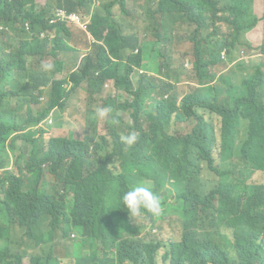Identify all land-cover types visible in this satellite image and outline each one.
<instances>
[{"label":"trees","instance_id":"1","mask_svg":"<svg viewBox=\"0 0 264 264\" xmlns=\"http://www.w3.org/2000/svg\"><path fill=\"white\" fill-rule=\"evenodd\" d=\"M45 1L0 0V264H66L58 246L71 264H106L111 257L113 264H264V184L252 182L264 172V62L238 61L226 71L221 65L223 50L232 60L250 46L248 32L260 19L254 0H110L101 8H92L94 0H48L41 7ZM139 7L149 22L144 38L117 28L118 18ZM56 8L83 15L77 12L81 24L72 20V31L57 24L52 40L48 18ZM239 19L232 37L218 34L223 23ZM188 26L195 65L187 70L190 93L179 100L184 74L174 77L168 47ZM75 33H91L93 50L70 79H53L43 62L50 58L54 71L79 62L68 44ZM142 67L162 77L140 74ZM69 80L87 81L89 97L106 80L121 90L98 106L112 109L108 133L91 118L89 129L71 137L46 140L49 131L39 129L35 148L26 133L79 100L80 87ZM212 114L222 126L207 118ZM190 121V133L174 129ZM132 131L138 140L126 146L120 137ZM169 181L184 190L176 194ZM142 182L152 183L164 205L176 198L180 240L153 235L162 217L134 218L122 203L123 192Z\"/></svg>","mask_w":264,"mask_h":264},{"label":"rangeland","instance_id":"2","mask_svg":"<svg viewBox=\"0 0 264 264\" xmlns=\"http://www.w3.org/2000/svg\"><path fill=\"white\" fill-rule=\"evenodd\" d=\"M48 0H46L41 6H44ZM110 0H100V4L96 5L95 8H101L103 3L108 2ZM258 3V11H257V17L260 18L257 26L252 30V38L251 42L254 44L256 51H249L248 49H245L250 54H257V56L253 57V62L255 64H260L261 62H264V49L262 47L263 45V39H264V0H257ZM148 5V4H146ZM145 6V5H144ZM94 8V7H92ZM132 8V4H130V9ZM116 12L120 11V7L116 6ZM78 12V11H77ZM82 12V11H81ZM80 15H83L82 13L78 12ZM119 19V23L117 24V28H120L123 26V20L121 18ZM129 20L131 21V26L129 30L136 29L140 32H143L145 29V23L144 19L139 15L131 14L129 17ZM242 19H239L236 24H229L228 26H223L220 31L218 32L219 35H223L224 37L227 36L228 38L232 37V32L235 29V26L238 27L239 22ZM72 27V25L70 26ZM226 30L227 32L223 34L222 32ZM251 31L248 32L250 34ZM52 38H55L57 35H51ZM150 38V35H149ZM66 41V40H65ZM94 41L92 34L90 33L89 36L87 35H81L79 33H75V35L71 38V40L68 41V44L74 48L75 52L80 53V63H84V57L88 52L92 51V42ZM193 44L194 42L189 40L188 38H185L183 40H176L174 41L169 47L168 51H172L173 54V62L174 65L172 66V69L174 70L173 75L176 79H179L181 76L179 75V72H182L184 74V80L186 83H183L180 85V92L184 93L187 91H190L191 89V78L193 77V74L188 72L187 70L195 65V55L193 52ZM209 45V42L203 41L202 46L207 47ZM212 53L209 54V58L211 57ZM46 63H52V60L48 58L45 60ZM78 63V62H77ZM161 72L165 71L167 72L168 69L166 67L161 68ZM57 77H59L57 75ZM110 92H112L111 88H108ZM75 96H79L84 102H78V107L71 106L68 111H62V110H56L51 116H49L47 119H45L40 125L33 127L30 131H28L26 134L29 136H32L37 141L33 142V146L36 148L38 143L40 144V138L39 135V129H45L49 131L45 135H43L46 140L49 139L51 136H62V137H71L73 136V133L75 132L77 135L83 134L84 130H87L91 127L90 119L94 118L96 122V126L99 129V132L102 134L108 133L107 128V117L105 118H98L95 114V109L98 108V106L103 104L102 100H105L106 97H104L102 100L99 97V95L96 94L95 97H89V94L78 90L74 93ZM127 98L125 96L123 98V101ZM43 101H46V99H43ZM89 105L90 113L87 115V107ZM216 123L218 126L220 125V119L218 117H214ZM145 128V127H144ZM178 128H180L183 132H188L191 130L192 125H178ZM28 144H30L28 142ZM19 151H22V148L19 147ZM218 156V155H216ZM14 157L20 158L19 164H22L25 162L20 157V154H18L17 151H15ZM197 160V159H196ZM226 166H230L232 164V159L228 158L226 161ZM2 170H0L1 174ZM47 178L50 180L52 179L51 175H47ZM252 182L255 183H261L264 184V172H256L252 178ZM144 183V182H142ZM141 184V183H139ZM169 187H171L176 194L182 192L184 190V184L180 182L175 181H169L168 182ZM152 186V183H151ZM162 200V206L164 208V212L159 217H156V219L161 218L160 220H157L156 227L154 228L153 235L162 238V239H175L180 240L182 236V224L181 221L176 218L174 215L176 214V210L171 207V204L176 198L168 197L167 198V205H164V199L163 196L161 197ZM151 221V220H150ZM16 231L9 232V235L12 236L14 239L16 237ZM126 239H131V237H128L125 234ZM73 239H76L77 237L74 235L72 236ZM85 240V246L89 247V237H84ZM59 255L65 259L66 264H71L70 259L66 258L64 253L60 250V247H57ZM114 263V257H111L109 261L106 262V264H113Z\"/></svg>","mask_w":264,"mask_h":264},{"label":"clouds","instance_id":"3","mask_svg":"<svg viewBox=\"0 0 264 264\" xmlns=\"http://www.w3.org/2000/svg\"><path fill=\"white\" fill-rule=\"evenodd\" d=\"M102 2V0H101ZM100 0H94L93 2V7L95 8L96 5H99ZM256 0L253 1V11L255 13V15L257 16V11H258V7L255 6ZM41 6V7H45ZM59 10H64L66 11L67 14L70 13H77V11H69L66 8H56L54 10V12L51 13V15L48 18V25L52 28V30H48L47 34L49 35V37L53 40L54 38H52L51 35H58V31H57V24L59 23H65L70 30L72 31V27H70V23L72 20L65 18V19H61L57 16V12ZM131 14L134 15H139L144 19V23H145V29L143 32H140L136 29H130L131 21L129 20V17L131 16ZM264 15V14H263ZM123 20V32L125 35L129 36V35H133V34H138L140 36V38H144L146 36V30L149 27V22L147 21V17L145 15V11L142 7H139L138 9L130 12L128 15L124 16V17H120ZM227 26L225 23H223V26ZM25 27L27 29H29V23L25 24ZM4 26L1 24L0 22V30H3ZM194 30V26H188V27H184V28H178L177 30V38H175L176 40H183L185 38H188L189 40H191V33ZM226 32V30H224ZM252 32V31H251ZM89 36V35H88ZM93 36V35H92ZM71 36H68L67 38H70ZM94 39V37H93ZM249 40L251 41V39L249 38ZM264 41V39H263ZM94 42V41H93ZM263 43V42H262ZM250 46H241L240 48H238L235 51L234 54V59H230L229 54L227 52V50H223L222 54H221V59H222V67H223V71L228 70L231 66H233L234 64H236L238 61H245L247 63H250L253 61V57L257 56V54H250L249 52H247L245 49H248L249 51H256V48L254 46V44L252 42H249ZM92 50H93V44H92ZM92 52V51H91ZM88 52V53H91ZM86 53V54H88ZM60 68L56 71H54V65L52 63H46L43 62V68L45 69V71L48 72H54L52 74V78L54 79L55 77L57 79H70V75L77 71L79 69V67L81 66V63H67V64H63V65H59ZM194 69V65L192 67H190L188 70L192 71ZM145 73H149L150 75H154L156 77H162L160 75H158L155 72H151L146 70L145 68H141L140 69V74H145ZM57 75L59 77H57ZM185 82H180L177 86V93L179 95V100H181L184 95L186 93H190V91L181 93L180 92V85H182ZM69 84L71 86H79L80 88H78L81 91H84L86 93H88L86 91V87H90L87 81H82L81 83H79L78 85H76L75 83H73L71 80H69ZM91 88V87H90ZM108 88L112 89V92L109 91ZM119 90L114 82L113 85H111L109 83V80L105 81L100 87H98V89L96 90V94L100 96L101 100L106 97L116 100L118 97V93ZM165 97H168V95H165ZM81 102H84L80 97L79 100ZM104 101V100H102ZM75 105L77 108L78 104H73ZM89 108V105L87 107V110ZM80 109V108H79ZM68 111V110H65ZM112 113V109L110 107H98L95 109V114L96 117L98 118H105L108 117L110 114ZM211 117H218L220 119V126H222V118L218 115L212 114V115H207V118H211ZM112 123L118 125L120 123L119 119L115 116L112 117ZM192 125V128L190 131L188 132H183L180 128H178V125ZM195 126V122L194 121H190V122H185V123H175L174 124V129L178 130L179 132L183 133V134H187L190 133L193 128ZM121 142L123 144H125L126 146H132L134 145L137 140H138V135L135 131L130 132L127 135H122L120 137ZM48 173H46L47 177ZM121 201L122 203L125 205L126 209L129 211L130 215L134 218L140 217L142 216L145 212L151 214L153 217H159L160 215L163 214L164 212V208L162 206V200L160 198V196L158 194H156L153 190L150 184H148L147 182L141 183L137 186H133L130 187L127 191L123 192V195L121 196Z\"/></svg>","mask_w":264,"mask_h":264},{"label":"built area","instance_id":"4","mask_svg":"<svg viewBox=\"0 0 264 264\" xmlns=\"http://www.w3.org/2000/svg\"><path fill=\"white\" fill-rule=\"evenodd\" d=\"M57 16L61 19H65V18H68L70 20H74L76 21L79 25L81 24L80 23V17L77 13H70V14H67L66 11L64 10H59L57 12Z\"/></svg>","mask_w":264,"mask_h":264},{"label":"crops","instance_id":"5","mask_svg":"<svg viewBox=\"0 0 264 264\" xmlns=\"http://www.w3.org/2000/svg\"><path fill=\"white\" fill-rule=\"evenodd\" d=\"M255 6L258 7L257 0H256V3H255ZM249 37H250V39L252 38V32L249 34ZM109 83H110L111 85H113V81H109ZM78 102H81V101L73 100L71 103H72V104H78Z\"/></svg>","mask_w":264,"mask_h":264}]
</instances>
